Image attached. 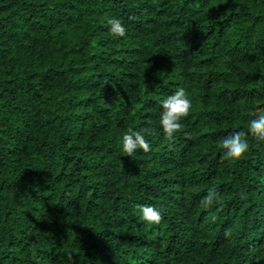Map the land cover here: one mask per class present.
<instances>
[{"label": "trees", "instance_id": "1", "mask_svg": "<svg viewBox=\"0 0 264 264\" xmlns=\"http://www.w3.org/2000/svg\"><path fill=\"white\" fill-rule=\"evenodd\" d=\"M262 108L264 0H0V264H264V142L221 147Z\"/></svg>", "mask_w": 264, "mask_h": 264}, {"label": "clouds", "instance_id": "2", "mask_svg": "<svg viewBox=\"0 0 264 264\" xmlns=\"http://www.w3.org/2000/svg\"><path fill=\"white\" fill-rule=\"evenodd\" d=\"M108 24L110 25V33L113 36H126V28L119 19H110ZM161 105L163 112L160 116L159 123L165 140L172 142L175 139V134L182 128L180 121L189 116L192 102L188 99V94L185 89L181 87L174 94L162 100ZM253 115H255L256 118L249 121L247 132L236 131L223 139L221 147L224 150L226 159L239 162L245 157L249 150L247 140V135L249 133L259 141L264 142V108L259 109V114L253 113ZM146 132L149 135L154 134V132L148 129H142L141 131H132L130 129V134H125L122 137V151L126 153L128 157H132L137 149H141L145 153L150 151L151 145L145 139L144 135ZM216 203H219L218 193L215 188L209 189L207 195L201 200V204L207 210ZM137 207L142 213L141 219L143 221L153 225L161 223L163 217L161 212L155 207L148 205H138ZM69 259H71V257H69Z\"/></svg>", "mask_w": 264, "mask_h": 264}]
</instances>
